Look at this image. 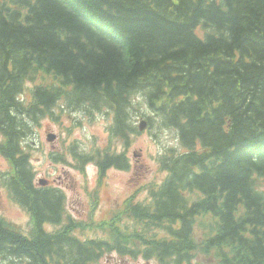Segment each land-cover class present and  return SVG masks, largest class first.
<instances>
[{
    "label": "trees",
    "instance_id": "16d2710c",
    "mask_svg": "<svg viewBox=\"0 0 264 264\" xmlns=\"http://www.w3.org/2000/svg\"><path fill=\"white\" fill-rule=\"evenodd\" d=\"M37 77L25 106L16 96ZM136 93L187 151L165 158L170 175L149 204L127 202L99 224L106 238L77 239L71 223L46 232L61 196L36 190L26 158L14 159L28 124L65 98L112 111L128 144ZM0 95L3 152L36 226L26 237L0 220V263L93 264L115 250L159 264H264V0H0ZM123 154L103 153L100 167L125 168Z\"/></svg>",
    "mask_w": 264,
    "mask_h": 264
},
{
    "label": "rangeland",
    "instance_id": "374dc122",
    "mask_svg": "<svg viewBox=\"0 0 264 264\" xmlns=\"http://www.w3.org/2000/svg\"><path fill=\"white\" fill-rule=\"evenodd\" d=\"M18 97V96H17ZM141 104L142 98L136 100ZM80 110L66 109L63 113L54 115L52 119L43 118L39 125L28 124V133L31 136L21 142L18 149L25 150L30 145V154L24 153L27 165L35 172L36 178H48L64 190L66 199V212L78 220H89L90 205L88 203V192L95 187L96 168L93 162L85 165L86 177L73 166V157L68 153L67 148L71 143L76 148V152L91 154L94 149H101L108 139L107 127L110 124V113L108 109L102 108L100 112H95L88 117ZM145 112L141 104L137 116L133 118L137 125ZM33 121H38L35 117ZM32 128V129H31ZM53 132L58 136L55 141H47L46 134ZM130 146L126 150L129 160V168L119 170L110 168L106 172L104 183L100 189L97 210L93 214L95 222L106 219L111 210H115L117 205L131 192L132 189L140 190L151 182L160 183L165 176V172L159 170L158 157L169 147L180 150V145L176 140L174 132L171 130H161L154 127L152 130L139 132L130 139ZM123 147L117 144L116 150ZM51 151L64 154L67 163L54 162L50 159ZM59 156V155H58ZM58 156H55L57 160ZM52 157V156H51ZM6 164L0 155V169H5ZM85 177V178H84ZM55 181H54V180ZM146 198V191H141L136 200L143 201ZM86 213V218H85ZM0 215L25 227L29 223V217L23 209L8 199L6 190L0 189ZM85 218V219H80ZM47 230H55L60 226L44 225ZM102 234V233H101ZM77 237L91 238L100 235L97 231L88 230L83 233L75 232ZM200 259V260H199ZM195 261H202L199 257ZM2 264V263H0ZM96 264H159L155 259H143L140 256H121L116 252L104 255Z\"/></svg>",
    "mask_w": 264,
    "mask_h": 264
},
{
    "label": "water",
    "instance_id": "95a60500",
    "mask_svg": "<svg viewBox=\"0 0 264 264\" xmlns=\"http://www.w3.org/2000/svg\"><path fill=\"white\" fill-rule=\"evenodd\" d=\"M146 123L145 122H141L139 125V129H143L145 127Z\"/></svg>",
    "mask_w": 264,
    "mask_h": 264
},
{
    "label": "bare ground",
    "instance_id": "6f19581e",
    "mask_svg": "<svg viewBox=\"0 0 264 264\" xmlns=\"http://www.w3.org/2000/svg\"><path fill=\"white\" fill-rule=\"evenodd\" d=\"M24 81V80H23ZM137 88V87H136ZM0 100H1V95H0ZM82 113V112H81ZM22 194V193H21ZM53 248V247H52Z\"/></svg>",
    "mask_w": 264,
    "mask_h": 264
}]
</instances>
